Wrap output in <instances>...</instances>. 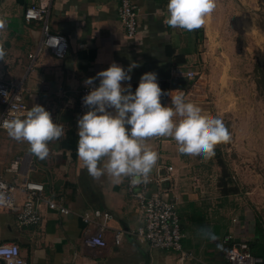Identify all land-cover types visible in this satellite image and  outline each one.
Wrapping results in <instances>:
<instances>
[{
    "label": "crops",
    "instance_id": "1",
    "mask_svg": "<svg viewBox=\"0 0 264 264\" xmlns=\"http://www.w3.org/2000/svg\"><path fill=\"white\" fill-rule=\"evenodd\" d=\"M120 1L0 0V18L6 20L5 28L0 30V44L7 53L4 61H0V77L21 83L28 109L39 104L51 113L55 123L64 127V135L49 143V155L43 160L30 152L27 142L16 141L0 131L2 177L9 182L15 177L6 169L16 157L30 160L27 178L42 184L46 197L69 210L67 215H59L42 205L41 222L31 227H20L13 215L0 212V244H16L27 264H162L164 258L170 257L163 255L165 252L179 256L173 251L151 248L130 235L140 227L141 221L136 201L127 194L126 178L120 183H114L107 175L94 179L82 167L77 151L74 158L72 149L63 145L74 143L70 133L78 141L76 103L86 79L95 77L113 62L125 70L135 62L139 66L133 68L131 80L122 82V86L139 84L142 74L155 72L158 82L168 83L167 93L184 91L187 101L205 103L204 106L215 99L218 112L232 111L223 99L235 96L226 92L235 69L226 51L225 34L213 13L206 17L202 28L189 32L167 25L168 0H130L138 8V28L133 38H127L117 17ZM29 6L46 7L48 30L63 36L68 44L63 59L40 47L43 24H27L23 19ZM29 55L34 58L30 59ZM188 70L198 73L197 82L185 77ZM94 83L99 85V79ZM170 104L171 97L167 95L164 105ZM148 143L159 156L150 174L155 175L163 166L172 167L170 180L165 184L166 195L178 210L181 208L180 214L183 213L182 219L186 221L192 216L191 206L184 198L188 189L182 188L179 178L187 172L182 163L187 158L182 159L171 138H152ZM182 190L186 193H180ZM95 212H106L109 218L94 216L92 223L85 224L83 215L93 216ZM180 222L183 248L191 254L184 260L185 264H196L195 246L186 244L185 222L181 218ZM101 225L107 246L84 247V237ZM116 230L126 233L119 246L113 243ZM225 253L211 254L208 261L224 264Z\"/></svg>",
    "mask_w": 264,
    "mask_h": 264
},
{
    "label": "clouds",
    "instance_id": "2",
    "mask_svg": "<svg viewBox=\"0 0 264 264\" xmlns=\"http://www.w3.org/2000/svg\"><path fill=\"white\" fill-rule=\"evenodd\" d=\"M215 8L216 0H168L166 23L192 32L204 26ZM5 26L6 20L0 18V30ZM6 54L0 44V61ZM138 66L133 62L125 70L113 62L84 81L90 91L82 98L88 110L77 122V156L94 179L107 175L114 183L123 178H129L131 185L147 183L159 159L148 143L152 138H171L180 154L206 160L215 155L217 145L231 141L223 120L187 101L184 91L167 93L171 104L163 105L165 93L155 72L142 74L134 93L130 84L122 86ZM96 79L98 87L93 86ZM0 127L12 139L27 142L30 152L41 160L49 155V143L64 135L63 125L55 123L51 113L39 104L11 114L10 119L0 121Z\"/></svg>",
    "mask_w": 264,
    "mask_h": 264
},
{
    "label": "rangeland",
    "instance_id": "3",
    "mask_svg": "<svg viewBox=\"0 0 264 264\" xmlns=\"http://www.w3.org/2000/svg\"><path fill=\"white\" fill-rule=\"evenodd\" d=\"M213 16L235 69L226 92L235 96L223 99L231 105L228 113L217 111L215 99L211 107L198 104L223 120L231 134L229 143L217 145L207 160L178 152L187 158L179 184L188 189L180 193H186L192 216L184 221L181 208L177 212L185 222L186 244L195 246L196 264H212L211 254L229 251L223 243L228 235L247 245L255 226L264 233V0H216ZM165 253L170 257L162 264H185L180 256Z\"/></svg>",
    "mask_w": 264,
    "mask_h": 264
},
{
    "label": "built area",
    "instance_id": "4",
    "mask_svg": "<svg viewBox=\"0 0 264 264\" xmlns=\"http://www.w3.org/2000/svg\"><path fill=\"white\" fill-rule=\"evenodd\" d=\"M48 11L46 7L29 6L24 12L23 19L28 24L31 22H41L42 41L40 47L49 53L63 59L66 55L68 44L66 39L60 35L52 34L47 27L46 18ZM118 21L120 22L125 36L133 38L138 28V8L130 0H121L117 11ZM33 59V55H29ZM185 77L192 82H197L199 75L193 70L184 73ZM94 87L99 85L94 83ZM23 88L21 83L4 80L0 77V121L5 118L10 119L11 114H17L28 110L24 100ZM90 91L83 86L78 91L76 103V115L79 118L88 109L83 105L82 98ZM6 93V95H4ZM1 131L7 132L3 127ZM31 161L25 158L16 157L12 160L7 173L15 174L11 181H6L2 177L0 169V212L14 216L18 226L31 227L37 226L42 219V205L48 210L54 211L59 215H67L69 210L62 204L53 201L44 194V186L40 183L30 181L28 173L31 169ZM171 166L158 168L155 175L150 174L147 183L131 185L129 178H126V191L130 198L136 201L139 219L138 227L130 235L138 242L146 243L151 248L173 251L178 253L180 260L184 261L191 257L189 252L183 248V233L181 230L180 217L175 203L167 199L165 184L170 180L172 174ZM163 188H159L160 184ZM109 218L106 212H95L92 215L84 214L82 220L85 224H90L93 217ZM103 225L93 233L87 234L83 239V245L89 249H101L107 246V241L103 235ZM126 233L123 230H116L113 243L115 246L121 244L122 238ZM0 261L3 264H27L21 256L19 247L14 243L0 244ZM225 264H263L260 257L253 256L245 245L239 248L234 247L224 255Z\"/></svg>",
    "mask_w": 264,
    "mask_h": 264
},
{
    "label": "trees",
    "instance_id": "5",
    "mask_svg": "<svg viewBox=\"0 0 264 264\" xmlns=\"http://www.w3.org/2000/svg\"><path fill=\"white\" fill-rule=\"evenodd\" d=\"M158 83H159V86L161 87V89L163 90V92L165 93L161 97V103L164 105L165 101H166V97H167V92L169 90V85H168V83L163 82V81L158 82ZM137 87H138V84L131 85V91L134 93ZM67 136H68V134H67ZM69 136H73L72 140L74 143H70V141H69L68 143H63V145L66 148L72 149V154H73V157L75 158L78 141H77V138L75 137V135L73 133H70ZM223 243L228 245V249H232L234 247L239 248L242 245V244L234 242L229 235L225 237V240L223 241ZM244 245L248 248L249 252L253 256L262 258V260L264 262V233L258 225L254 227L251 242H249L247 245L246 244H244Z\"/></svg>",
    "mask_w": 264,
    "mask_h": 264
}]
</instances>
